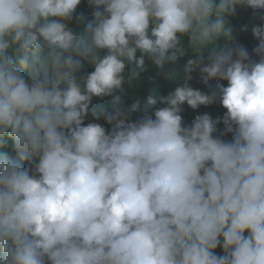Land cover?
Listing matches in <instances>:
<instances>
[{
	"label": "clouds",
	"instance_id": "1",
	"mask_svg": "<svg viewBox=\"0 0 264 264\" xmlns=\"http://www.w3.org/2000/svg\"><path fill=\"white\" fill-rule=\"evenodd\" d=\"M80 3L0 0V264H264V0H90L77 34ZM241 6L262 13L252 55ZM190 49L183 84L133 121L128 66L138 81ZM109 96L92 114L111 127L85 123ZM217 101L222 117L183 123Z\"/></svg>",
	"mask_w": 264,
	"mask_h": 264
},
{
	"label": "trees",
	"instance_id": "2",
	"mask_svg": "<svg viewBox=\"0 0 264 264\" xmlns=\"http://www.w3.org/2000/svg\"><path fill=\"white\" fill-rule=\"evenodd\" d=\"M94 10L95 5L90 3V0H81L80 5L77 7L76 15L82 14L83 20L77 21L74 16L73 20L68 23V26L72 28L75 33L82 34L86 24L94 19L92 15ZM261 14L262 13L259 11L254 14L251 8L241 6L236 9L233 16L228 18L229 26L233 29L234 40L237 43L244 45L250 55L253 54V49L258 44V41L254 38L251 29L254 25L262 23L259 19V15ZM244 26H247V31L242 30ZM220 42L222 43V41ZM186 49H188L187 46ZM209 51V49H205L203 52L204 64L207 63ZM137 56H139V53H137ZM192 58H194V54L190 49L183 57H179L175 63H169L165 69H158L155 72L151 71V68L154 65H152L146 58L145 64L148 70L141 74V79L138 81L131 79V73L137 70L135 63L128 66L125 73L126 82L123 85L124 91L118 93V95H120L124 106L131 105V103H133L136 99L140 100L139 110L131 115V119L133 121L141 118L147 113H150L154 107L160 106L158 99L160 96H167L170 92L174 91L177 86L183 84L184 65ZM92 70L93 69L90 66L85 65L79 75H86ZM24 74L27 77V72ZM191 76L192 79L188 81L189 85L194 89H199L206 93L213 89L217 83L215 79H210L207 83H205L201 79L199 67L191 73ZM223 83L226 86L227 82L225 81ZM149 97L157 99V104H150L148 102ZM112 101L113 98L111 96L103 98L94 97L92 105L90 106L89 116L86 118L85 123L98 122L106 129H109L111 125L107 123L104 116H100V118L96 120L92 113L98 108H103L105 113H112ZM182 108L183 110L181 115L185 125H190L200 114L208 113L215 119L217 117H222L226 112V109L220 105L219 101L209 106L202 105L196 110L191 109L187 106V104L183 105ZM218 128L222 130L223 125H218ZM224 138L231 139V135L229 134ZM3 150L11 153L10 147ZM215 251L223 254L222 249L219 247Z\"/></svg>",
	"mask_w": 264,
	"mask_h": 264
}]
</instances>
